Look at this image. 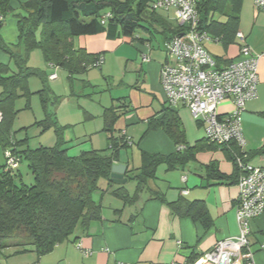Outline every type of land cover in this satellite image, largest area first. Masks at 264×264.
Returning <instances> with one entry per match:
<instances>
[{
	"label": "trees",
	"instance_id": "obj_1",
	"mask_svg": "<svg viewBox=\"0 0 264 264\" xmlns=\"http://www.w3.org/2000/svg\"><path fill=\"white\" fill-rule=\"evenodd\" d=\"M11 1L0 0V30L12 12ZM242 1L200 0L197 5L198 28L211 40L205 43V47L206 44L216 43L226 49L238 44L236 36L241 22ZM154 2L156 0H27L21 5V12L15 15L18 20V44H8L0 36V49L17 68V73L9 76V67H0V146L4 153L10 150L19 163L26 162L34 177L32 184H26L18 166L9 167L7 161L0 165L1 249L13 246L18 253H24L33 248L39 256H44L71 237H76L77 241L79 235L88 233L92 223L103 220L106 195L121 201L124 208L135 206L148 189L149 182L157 179L160 166L165 165L168 170L183 168L201 151L223 149L235 166L234 175H221L215 163L208 165L207 169L220 183L237 185L240 176L237 158L246 154L247 160L251 161L252 154L246 151L242 154L236 144L217 145L206 138L195 147H189L176 109L170 108L167 103L160 117L148 121L147 132L163 130L174 142L176 151L169 155L142 152L140 167L127 170L125 175L129 182L136 183L133 194L110 179L112 167L120 162L121 150L130 147L122 136L115 138L113 133L117 121L129 111L126 99L118 100L117 106L107 108L103 113V131L110 134L108 139L112 153L109 156H103L94 149L73 154L64 148L63 128L58 125L56 113L51 110L60 98L54 96L44 71L28 66L31 53L41 51L45 63L66 70L72 82L75 75L98 67L96 65L102 57L101 54L76 49L74 39L77 37L106 34L109 40H135L138 32L142 31L151 35L161 34L167 44L181 35L184 28L178 25L175 16L174 24L164 17L163 14H170L171 11L153 9ZM214 58L220 65L221 60ZM33 77L43 81V88L35 94L40 97L45 113V118L33 126L40 127L43 133L53 127L57 130L59 141L52 148L31 149L28 138L15 140L13 126L19 113L16 101L20 98L29 100L35 95L29 88V80ZM180 146L184 150H179ZM258 155H264V147L256 151L255 156ZM101 181H105L107 187L101 188ZM99 191L101 194L96 199L95 194ZM169 206L179 215L201 220L209 227L210 218L203 201L184 203L179 200ZM124 208L116 210L115 215L122 214ZM196 260L197 257L190 263Z\"/></svg>",
	"mask_w": 264,
	"mask_h": 264
},
{
	"label": "crops",
	"instance_id": "obj_2",
	"mask_svg": "<svg viewBox=\"0 0 264 264\" xmlns=\"http://www.w3.org/2000/svg\"><path fill=\"white\" fill-rule=\"evenodd\" d=\"M26 1H11L12 12L0 30L1 38L8 44L17 45L19 42L18 20L15 15L21 12V5ZM251 4L254 5V0L242 1L239 31L246 36L252 50L263 56L259 63V98L249 102L243 114L244 136L247 142L245 151L252 154L253 164L264 168V155L255 156L256 151L264 147V12H255L249 20H246L244 12L246 6ZM163 15L174 24V11ZM143 33L144 36H138L135 40L129 38L109 40L106 34L81 36L74 39V46L91 54H101L104 59L102 66L105 67L108 64V54L115 56L125 45L123 43L133 42V46L143 58L140 75L143 73L144 81L142 85L134 86L135 89L129 97L115 99L117 104L113 106H117L118 100L122 99H126L130 106L129 111L120 118V120L123 119V127L119 129L118 138L125 131L132 142L129 147L131 150H134L136 146V139H140L138 147L141 146L142 149L139 151L137 148L140 155L142 152L169 155L176 151L171 138L161 129L147 132L148 121L160 117L166 105L165 94L160 83L161 67L168 61L164 46L165 39L159 33L155 35L149 32ZM119 41L122 42L119 43ZM219 45L223 50L216 58L221 60L219 66L225 67L228 62L238 57L239 46L236 43L225 49L221 44ZM145 55L148 56L149 61L144 60ZM126 61V67L129 68L130 60ZM134 64L137 68V63ZM1 66L9 67V76L17 73V68L10 57L0 49ZM48 67L56 71L60 69L52 65ZM44 73L47 82L59 79L55 72L47 74L44 71ZM54 74L57 78L53 80L51 76ZM40 81L43 88V81L41 79ZM33 84L35 85L34 82ZM29 88L31 90L30 80ZM1 90L0 87V92ZM31 92L36 93L32 90ZM33 96L29 100L20 99H25L26 105H30ZM232 108V103L226 101L220 106V112L224 114ZM105 109L107 108L100 106L96 113L86 111L88 113L86 120L98 121L97 118L102 120ZM176 113L185 131L188 146L192 148L199 142H204V130L198 122L195 123L192 120L190 111L180 106L176 109ZM102 123L104 124L103 121ZM119 127L115 126V128ZM134 156L127 157L125 160L120 153V163L126 165L127 170L137 169L130 164ZM211 163L217 165L219 173L223 176L230 177L235 173L233 162L220 148L197 153L194 160L172 173L167 166H161L157 174L161 173L164 180H160L156 174L157 179L149 182L148 189L142 193L137 205L124 208L122 202H116L112 196L106 195L103 200L105 206L103 220L92 223L88 233L79 235L77 241H75L76 237H71L44 256H39L33 248H29V251L24 253H18L13 246L0 248V264H116L117 262L196 264L200 257L212 250L219 241L239 235L236 219L237 186L220 183L213 175H210L207 167ZM128 183L129 181L126 184ZM105 185L107 187V184ZM115 185L124 186L125 184ZM179 200L184 203L203 201L210 218L209 227L205 226L201 220L195 221L189 216L174 212L169 204ZM123 208L122 214L115 215L116 210ZM114 220L117 221L113 222ZM250 243L255 254V264H264V248H261L264 246V214L251 222ZM195 257L198 260L190 263Z\"/></svg>",
	"mask_w": 264,
	"mask_h": 264
},
{
	"label": "built area",
	"instance_id": "obj_3",
	"mask_svg": "<svg viewBox=\"0 0 264 264\" xmlns=\"http://www.w3.org/2000/svg\"><path fill=\"white\" fill-rule=\"evenodd\" d=\"M200 0H156L153 9L170 12L178 25L184 28L181 35L165 44L168 61L160 71V83L170 108L186 107L198 122L210 143L236 144L245 154L247 145L243 132V114L247 104L259 97V63L263 55L255 53L242 32L237 33L239 55L225 67H220L206 50L211 42L208 35L198 28L197 5ZM255 9L264 12V0H254ZM145 61H149L147 55ZM103 57L96 66H102ZM57 75L51 76L56 79ZM232 103V110L220 112V106ZM2 115L0 113V121ZM122 137L132 145L126 132ZM179 150H184L183 146ZM7 165L18 166L10 150L5 152ZM240 169L236 199V219L239 235L219 241L196 264H255L251 248V222L264 214V168L247 160V155L237 158ZM185 180V178L183 179ZM263 249L264 246H261ZM89 254L88 252H85ZM116 264H125L117 262Z\"/></svg>",
	"mask_w": 264,
	"mask_h": 264
},
{
	"label": "rangeland",
	"instance_id": "obj_4",
	"mask_svg": "<svg viewBox=\"0 0 264 264\" xmlns=\"http://www.w3.org/2000/svg\"><path fill=\"white\" fill-rule=\"evenodd\" d=\"M255 12L257 11L253 4L246 6L244 12L246 20H249ZM143 34L144 33L140 31L136 37H142L144 36ZM121 42L122 41H119V43ZM123 44L125 45L119 49L115 56L108 54V64L105 67L91 68L84 74L75 75L72 82L69 80V73L66 70L58 69L56 71L55 69H50V67H48L49 65L44 62L41 51H33L30 55L29 67L44 70L47 74L55 72L59 76L57 81H48V85L54 92V96L60 98L58 103L51 106V110L56 113L58 125L63 128L61 135L63 138L62 142H67L64 144V148L69 149L74 154H78L81 150L89 148L99 151L103 156H109L112 153L108 139L110 134L108 135V133L103 131V118L102 120L97 118L96 120L98 121H95V119L86 120V116L88 113H96V110L100 106L110 108L117 104L115 99L129 97L132 90L135 89V85L139 84L140 86L143 84L144 75L143 73L140 75L141 65L144 63L143 58L140 57L136 47L133 46V42ZM219 46L220 45L216 43L209 44L206 46V50H208L213 57H217L220 56L223 50L222 47ZM127 59L130 60L129 68L126 67ZM134 63H137V68H135L136 64ZM132 70L134 71L130 73ZM30 87L34 93L37 92L38 89H41L42 83L40 79L37 77L30 78ZM16 109L19 113L14 122L13 131L15 132V140L17 142L28 138V146L31 149L39 147L52 148L57 145L59 135L54 127L43 133L40 127L33 126V124L45 118V113L38 95L35 94L32 97L31 104L28 108L25 99L16 101ZM191 118L196 123L192 115ZM117 123L118 124H115V126L117 125V127H120L114 129L113 133L115 138L118 137L119 129L123 127V119L119 122L117 121ZM242 127L244 132V123ZM139 140L136 139L134 150L130 148L121 150V155L125 160L127 157L134 156V154L136 155L134 158H131L130 162L131 166L134 168H138L141 165V155L139 151L142 147H138ZM137 148L139 151H137ZM4 164H6V157L3 148L0 146V165ZM18 167L24 183L32 184L34 182V177L30 173L27 163L20 162L18 163ZM169 171L172 173L176 170ZM157 177L160 180H164L161 173H158ZM105 184V181H101V188H105ZM124 187H126L130 194H133L136 183L129 182L125 184ZM100 194V191L97 192L95 198L99 199ZM113 200L121 202L117 199Z\"/></svg>",
	"mask_w": 264,
	"mask_h": 264
},
{
	"label": "water",
	"instance_id": "obj_5",
	"mask_svg": "<svg viewBox=\"0 0 264 264\" xmlns=\"http://www.w3.org/2000/svg\"><path fill=\"white\" fill-rule=\"evenodd\" d=\"M121 160V159H120ZM127 172V166L118 162L112 167L110 179L111 182L118 185H123L128 182V179L125 177Z\"/></svg>",
	"mask_w": 264,
	"mask_h": 264
}]
</instances>
